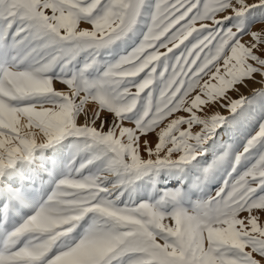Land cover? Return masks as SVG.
Returning a JSON list of instances; mask_svg holds the SVG:
<instances>
[{"label":"snow or ice","instance_id":"6c2138e0","mask_svg":"<svg viewBox=\"0 0 264 264\" xmlns=\"http://www.w3.org/2000/svg\"><path fill=\"white\" fill-rule=\"evenodd\" d=\"M0 264H264V0H0Z\"/></svg>","mask_w":264,"mask_h":264},{"label":"rangeland","instance_id":"374dc122","mask_svg":"<svg viewBox=\"0 0 264 264\" xmlns=\"http://www.w3.org/2000/svg\"><path fill=\"white\" fill-rule=\"evenodd\" d=\"M61 87H62V85L57 84V88H61ZM81 119H83V118H81Z\"/></svg>","mask_w":264,"mask_h":264}]
</instances>
